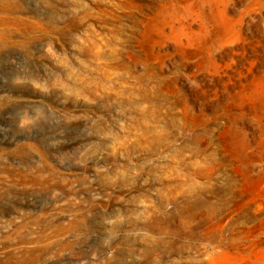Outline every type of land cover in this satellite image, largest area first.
I'll use <instances>...</instances> for the list:
<instances>
[{"label":"rangeland","instance_id":"374dc122","mask_svg":"<svg viewBox=\"0 0 264 264\" xmlns=\"http://www.w3.org/2000/svg\"><path fill=\"white\" fill-rule=\"evenodd\" d=\"M0 264H264V0H0Z\"/></svg>","mask_w":264,"mask_h":264},{"label":"bare ground","instance_id":"6f19581e","mask_svg":"<svg viewBox=\"0 0 264 264\" xmlns=\"http://www.w3.org/2000/svg\"><path fill=\"white\" fill-rule=\"evenodd\" d=\"M14 1V0H13Z\"/></svg>","mask_w":264,"mask_h":264}]
</instances>
